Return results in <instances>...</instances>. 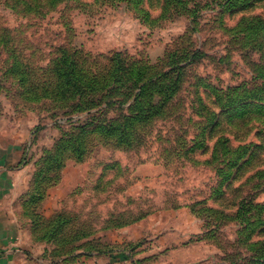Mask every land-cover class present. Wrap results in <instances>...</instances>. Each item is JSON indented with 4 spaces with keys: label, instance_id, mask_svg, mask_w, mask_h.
Segmentation results:
<instances>
[{
    "label": "rangeland",
    "instance_id": "374dc122",
    "mask_svg": "<svg viewBox=\"0 0 264 264\" xmlns=\"http://www.w3.org/2000/svg\"><path fill=\"white\" fill-rule=\"evenodd\" d=\"M29 1L0 0V153L36 172L72 134L41 212L78 240L50 260L264 264V0ZM118 78L162 79L144 102L162 112L122 144L91 133L79 161L78 126L135 119L141 80Z\"/></svg>",
    "mask_w": 264,
    "mask_h": 264
},
{
    "label": "trees",
    "instance_id": "16d2710c",
    "mask_svg": "<svg viewBox=\"0 0 264 264\" xmlns=\"http://www.w3.org/2000/svg\"><path fill=\"white\" fill-rule=\"evenodd\" d=\"M34 0L27 2L28 8L30 10H33L35 8H42V6L45 4V1H35V4L33 3ZM63 0H51L50 3H59ZM259 22V25H263L264 22L262 20H256ZM18 66L14 63L12 72H17ZM56 73L58 75V83L56 84V87H59V90H62V87H66L67 85L74 86L75 88H71V90L74 91L78 88L76 87V81L72 80V84L61 82V79H80L79 74L77 71V67H72L71 70L66 71L65 75H60L59 69L56 70ZM264 77V74H263ZM84 79H87L86 77ZM119 79V78H118ZM144 79V78H142ZM146 80L141 79H119V83H121L123 86H127L129 82H135L136 85L138 84V80H141L137 87L140 88V93H138L137 101H136V116L135 119H129L126 118L123 123L115 125L112 124H100L97 123L95 120L91 119L88 123L84 125H80L77 127L80 132L78 133V137L80 140L79 149L77 147H74V152L76 155V152L78 153V157L75 156L79 161H82L84 158V150L82 149L85 144L86 140L88 138V135H99L100 137H117L119 136V144H122L121 136L124 132H127L129 135L137 130L138 133H140V128L136 127L134 125L135 123L138 124L140 122H146L149 121L156 115H159L162 111L159 110L157 112H154L153 108H151L150 105H147L146 101L150 100L151 103H153V97H152V90H149L147 85L151 84H157L160 85L162 83V79H151V78H145ZM89 86L93 88H99L103 86L102 83H100L97 80H90ZM176 91H178L179 86L178 84H174ZM61 87V88H60ZM264 89V86L261 88ZM54 93L57 96L65 97L68 94L67 90H64V92H57L56 90ZM72 94V93H71ZM78 94V93H76ZM94 94V91L90 92L89 95ZM96 95V94H94ZM161 96V95H160ZM167 98V95L163 97V99ZM174 99L173 96H169L168 101H172ZM226 98L225 96H222V101H224ZM82 112H85L86 108L83 107L82 102L79 104ZM164 103L161 104L160 107H163ZM121 126V127H120ZM121 131L120 133H118ZM72 134H65L60 141L57 142L55 147L51 149V151H47L46 155L43 157L42 162L38 164V169L34 174L32 185L30 187V192L28 194V197L26 198L24 202V210L25 215L31 220L33 225V236L35 240L45 243H54L56 245L57 253H62V255L70 258L71 252L63 251V249H66L67 246H73L74 242L77 241L75 237H62L61 233L68 227V220L66 219V216L63 215V213L59 214L56 219H46L42 212H41V206L45 199L49 195V189L54 187L56 182L59 181L61 178V173L65 168L66 165V159H68V150H69V140L71 139ZM73 151V149H72ZM49 152V153H48ZM61 234V235H60ZM65 238V239H61ZM82 238H90V236L84 235ZM59 250V252H58ZM99 255H105L108 254L106 251H98ZM61 255V254H60ZM73 255V254H72Z\"/></svg>",
    "mask_w": 264,
    "mask_h": 264
},
{
    "label": "crops",
    "instance_id": "0c3cea01",
    "mask_svg": "<svg viewBox=\"0 0 264 264\" xmlns=\"http://www.w3.org/2000/svg\"><path fill=\"white\" fill-rule=\"evenodd\" d=\"M34 174L35 164H21L17 153L13 157L0 153V264H62L50 260V243L35 240L32 222L25 215L24 202ZM115 256L95 257L90 262L77 259L73 264H120Z\"/></svg>",
    "mask_w": 264,
    "mask_h": 264
}]
</instances>
